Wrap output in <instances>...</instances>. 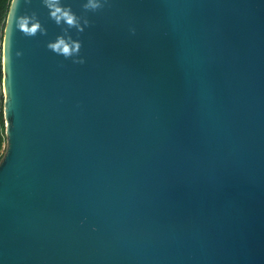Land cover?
Returning <instances> with one entry per match:
<instances>
[{"label":"water","instance_id":"95a60500","mask_svg":"<svg viewBox=\"0 0 264 264\" xmlns=\"http://www.w3.org/2000/svg\"><path fill=\"white\" fill-rule=\"evenodd\" d=\"M27 10L48 35L8 5L0 264H264V0H110L83 65Z\"/></svg>","mask_w":264,"mask_h":264},{"label":"clouds","instance_id":"9594fccd","mask_svg":"<svg viewBox=\"0 0 264 264\" xmlns=\"http://www.w3.org/2000/svg\"><path fill=\"white\" fill-rule=\"evenodd\" d=\"M41 6L47 10L48 19L51 20L60 32L46 42V48L56 56L64 60L71 61L72 64L83 65L86 60L81 55L83 41L79 36L84 33L85 29L91 27L89 13H98L110 5V0H82L80 13L73 10L71 4L66 0H39ZM21 4L24 5L25 11L19 12ZM32 0H9L8 28L14 27V31H19L23 36L34 38L47 36L48 30L42 24L36 11H28V6ZM135 34V29H130ZM74 33L76 38H74ZM15 55L20 57L21 51H16ZM6 57H7V37H6ZM61 66H63L61 64Z\"/></svg>","mask_w":264,"mask_h":264},{"label":"trees","instance_id":"16d2710c","mask_svg":"<svg viewBox=\"0 0 264 264\" xmlns=\"http://www.w3.org/2000/svg\"><path fill=\"white\" fill-rule=\"evenodd\" d=\"M9 5V0H0V56H1V38H2V29L5 22V17ZM2 92H1V59H0V157L4 150V126H3V115H2Z\"/></svg>","mask_w":264,"mask_h":264}]
</instances>
